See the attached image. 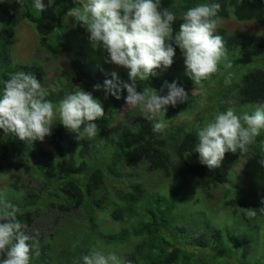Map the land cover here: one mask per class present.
Wrapping results in <instances>:
<instances>
[{
  "label": "trees",
  "instance_id": "1",
  "mask_svg": "<svg viewBox=\"0 0 264 264\" xmlns=\"http://www.w3.org/2000/svg\"><path fill=\"white\" fill-rule=\"evenodd\" d=\"M43 2L46 9L41 13L32 0H0V13L6 16L0 27V81L21 70L34 74L41 85L46 80L42 63L12 59L19 15L33 25L39 48H45L50 57L68 48L62 45L56 29L63 26L68 10L83 5L84 0ZM210 2L221 5L218 21L229 17L238 22L254 21L264 30V0H161V7L176 14L173 27L178 30L180 17L188 8ZM76 27L82 38L86 30L79 24ZM217 34L224 38L231 67L225 68L222 61L219 72L194 85L185 74L177 47L170 67L138 85V91L147 87L151 92L165 81H175L189 93L187 101L169 106L165 115L159 116L168 125L161 133L151 130V122L143 117L140 107L126 108L119 125L114 126L121 104L111 96L104 99L102 91L93 92L102 99L105 110L97 121L100 132L94 139L78 141L59 122L48 136L47 147L41 141L28 143L12 134L5 136L0 130V172L13 168L9 186L21 194L19 200L15 196L5 200L19 209L18 219L35 238L30 243L35 244L33 253L38 248L40 255H33L32 261L41 262L48 253L59 264L69 259L62 249L50 251L48 238L58 231L38 235L29 231L42 208L45 213L57 209L78 218V251L71 254L74 264L97 240L125 245L129 264H264V213L258 211L249 218L242 209L264 207V166L258 163L264 155V130L251 146L253 156L228 152L214 169L201 164L195 150L196 130L217 113L231 108L238 115L243 111L251 114L249 106L264 102V33L229 32L219 24ZM82 46L70 49L77 78L71 74L60 78L56 90L47 96L54 104L78 87L92 91L94 84L111 78L108 64L93 71L86 67L94 51L89 44L88 48ZM117 75L128 82L127 71ZM226 78L230 84L225 83ZM240 159L246 164L232 173L231 165ZM17 172L28 176L30 187L21 182L22 175ZM217 185L222 187L216 201L222 206L219 216L214 211L216 205L208 214L199 206L204 197L217 196L212 191ZM199 191L203 193L200 197ZM105 209L108 217L123 223L120 228H103V217L99 220L96 214ZM228 222L234 227L229 229ZM54 225L61 223L55 220ZM127 243L132 244L129 249Z\"/></svg>",
  "mask_w": 264,
  "mask_h": 264
},
{
  "label": "clouds",
  "instance_id": "2",
  "mask_svg": "<svg viewBox=\"0 0 264 264\" xmlns=\"http://www.w3.org/2000/svg\"><path fill=\"white\" fill-rule=\"evenodd\" d=\"M242 3V0H237ZM32 6L39 12L46 9L43 0H32ZM221 5L216 2L200 3L188 8L180 17L178 30L173 25L177 20L174 12L161 7V0H84L82 6L73 7L66 13L75 24L89 34L93 48L100 47L107 52L105 63H111L127 70L128 82L120 80L115 71L103 83L93 85L92 91L78 87L54 104L47 99L48 90L38 78L26 71L12 73L0 81V130L5 136L12 134L20 140L32 143L43 142L52 134V128L59 122L75 139H94L99 135L97 121L105 115L100 99L94 91H102L104 99L109 96L121 99L130 107H140L143 117L151 122V130L161 133L167 127L164 120L169 106L188 100L189 93L175 81H167L159 88H144L138 85L157 75V70H166L174 62L176 48L183 57L185 74L194 85H201L220 71V64L231 67L227 61L224 38L217 34V19ZM23 11V9H19ZM230 84V78L225 79ZM264 130V102L255 110L238 115L231 108L217 113L211 121L196 130L198 143L195 150L199 161L209 169L221 165L228 152L245 156ZM264 166V155L258 160ZM264 204V198L261 199ZM247 217L257 212L264 213V207L242 208ZM19 209L0 201V264H31L33 255L39 257L34 237L26 232L27 225L18 219ZM77 264H121V257L115 251L105 252L93 248L78 258Z\"/></svg>",
  "mask_w": 264,
  "mask_h": 264
},
{
  "label": "rangeland",
  "instance_id": "3",
  "mask_svg": "<svg viewBox=\"0 0 264 264\" xmlns=\"http://www.w3.org/2000/svg\"><path fill=\"white\" fill-rule=\"evenodd\" d=\"M82 6V5H81ZM6 20V16L2 13H0V27L4 24ZM219 24L225 28L229 32H260L264 33L263 28L258 25L254 21H245V22H238L234 18H222L219 19ZM58 35L61 38L62 45L64 47L68 46L67 49H65L62 54L58 55L57 57H50L49 52L45 50V48H39L38 44V35L35 32V29L31 23L26 21L22 15L17 16V23H16V32L14 36V40L12 43V50H11V56L12 59L19 62H33L38 61L42 63L44 68L47 71L46 80L44 84L42 85L48 90V93H51L56 90L57 86L60 84V78H64L66 75L71 74V77L77 78L76 71L73 69L74 67L71 65V61L75 59H71V48L78 49L79 46H82L85 48H88V44L90 45V50L94 51L93 55H91V59L86 60V67L93 71L94 69L98 67H102V69L105 68L106 64H108L107 67V73H112L115 71L117 74L120 72H126L127 70L121 67H117L111 63H105V59L107 57V52L103 50L100 47L93 48L91 45L88 36V33L82 34L80 38V34L77 30L76 24L74 25V21L71 17L65 16V19L63 21V26L61 28L56 29ZM89 49H85L84 52H88ZM80 52V51H79ZM84 53H82L83 56ZM90 61V64H89ZM160 69L157 70V74L160 73ZM193 92V91H192ZM127 93H125L121 96V99L118 100V102L121 104V107L119 109L120 114L115 119L114 126H118L119 122L122 117V112L130 107L125 104L124 96H126ZM102 102V99H101ZM108 102V101H107ZM248 109L255 110V106H249ZM247 109V111H248ZM246 113V111H243V114ZM48 136L45 137L44 141L41 142L44 146H48L47 144ZM245 160L240 159L235 164L231 165L232 173L233 172H239L243 169L245 165ZM13 171V168L10 167L7 169V173L0 172V201L12 198L15 196L16 200H19L21 198V194L16 192L14 189H12L9 186V182L11 178L8 177L9 173ZM19 173V172H17ZM22 175L21 182L28 185L30 187V183H28V176L19 173ZM217 189L213 190V194H216L217 196H212L210 198L204 197L199 206L203 207L205 209L204 212L207 214L210 213L207 210L210 209V207L213 205H216V216H219V214L222 213V206H220L219 203H216L218 200V195L222 187L220 185H217ZM52 189V188H51ZM7 195L9 196L7 198ZM199 197L203 195L201 191L198 192ZM28 208V206H27ZM46 210V209H45ZM44 209L41 208V212L38 213L35 218H33V221L28 226V229L31 233H36L37 235L39 233L48 234L52 232L53 230L58 231L54 237L48 238L49 247L51 248L50 251H53L56 253V249H62L64 252L68 255L67 262L63 260L61 264H74V258H71V254H73V251H78V218L75 215L70 216L69 213L60 212L59 210L51 209L47 213H45ZM108 209L99 211L96 216L101 220L103 217V228L110 229L115 228L114 230L118 229L123 225L122 222L112 220L110 217H108L107 213ZM107 215V216H104ZM224 217V215H221ZM65 218V220L62 222V220ZM57 220V224L61 223V225H54V221ZM232 222H228V228L231 229L234 227ZM132 246L131 243H127L128 249ZM230 246V245H229ZM94 248L102 249L105 252L108 251H115L120 257H121V264H129L128 261H126L124 252H125V245H114V244H107L105 242L97 240ZM51 254H45L43 255V261L36 263L35 261H31V264H59L55 259H52Z\"/></svg>",
  "mask_w": 264,
  "mask_h": 264
}]
</instances>
